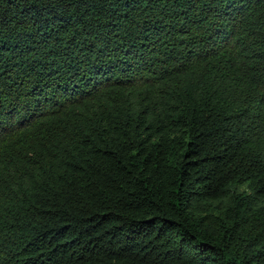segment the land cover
Here are the masks:
<instances>
[{"label": "trees", "instance_id": "1", "mask_svg": "<svg viewBox=\"0 0 264 264\" xmlns=\"http://www.w3.org/2000/svg\"><path fill=\"white\" fill-rule=\"evenodd\" d=\"M0 264H264V0H0Z\"/></svg>", "mask_w": 264, "mask_h": 264}]
</instances>
